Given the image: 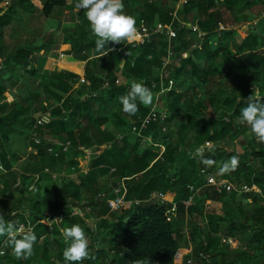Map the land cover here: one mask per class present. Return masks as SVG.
<instances>
[{
    "label": "trees",
    "instance_id": "1",
    "mask_svg": "<svg viewBox=\"0 0 264 264\" xmlns=\"http://www.w3.org/2000/svg\"><path fill=\"white\" fill-rule=\"evenodd\" d=\"M69 1L0 0V210L17 227L31 224L37 236L32 257L11 261V245L0 237V264H70L63 257L69 242L61 229L73 224L85 230L94 257L81 264H175L186 238L192 251L181 264L187 258L192 264H264V143L238 123L252 86L264 102V0H187L183 5L179 0H123L138 31L141 25L170 24L176 36L109 43L104 51L112 50L102 57L84 11L72 13L68 22L59 14L53 17ZM256 5L261 6L253 15L260 17L258 26L242 36L238 16ZM193 12L197 31H186L180 25ZM225 12L237 26L227 24ZM22 13L46 19L50 32L16 40L9 48L5 35L16 33L12 26ZM56 35L64 56L85 62L81 73L44 68L58 49ZM132 81L143 82L153 93L161 91L160 83L164 89L159 97L164 120L148 127L154 138L167 127L160 157L158 149L127 136L131 123L150 107L139 105L134 116L122 112L119 98ZM40 117L48 122L38 126ZM85 149L92 153L87 173L78 161ZM197 149L216 165H203ZM181 153L189 156V170L177 161ZM232 156L238 157V167L221 173V163ZM206 174L235 186L254 185L260 192L218 193L207 185ZM33 183L36 194L27 191ZM189 185L196 195L185 208ZM157 192H170L167 200L176 204L175 212L171 204L151 199ZM100 193L104 196L94 200ZM121 194L140 205L110 212ZM208 203H215L218 212L208 211ZM54 215L65 218L50 229ZM177 221L186 222V235ZM239 238L247 251L231 254L227 240Z\"/></svg>",
    "mask_w": 264,
    "mask_h": 264
},
{
    "label": "clouds",
    "instance_id": "2",
    "mask_svg": "<svg viewBox=\"0 0 264 264\" xmlns=\"http://www.w3.org/2000/svg\"><path fill=\"white\" fill-rule=\"evenodd\" d=\"M76 11H84V15L89 22L91 34L96 37L95 45L97 51L101 52V57L106 56L112 49L105 47L109 43L123 44L132 42L139 35L136 18L126 14L123 0H77ZM253 94L247 98V106L241 109L238 123L246 125L250 129V134L264 143V102L259 96L253 99ZM155 94L143 82L132 81L130 90L126 95L119 98L122 112L128 116H134L139 111V105L145 107L153 104ZM209 150L212 149V142H207ZM196 156L200 157V162L206 167L216 165V161L204 157V150L197 149ZM239 165L238 157L232 156L229 160L221 163L219 171L228 174L236 170ZM2 167V166H0ZM57 221H62L57 219ZM63 239L68 243V247L63 252V257L70 264H81L86 259H92L89 252V240L85 235V230L79 224L61 229ZM7 237V242L11 245L12 255L17 260H27L34 254V245L37 236L31 229H25L23 225L17 227L11 221H6L0 210V237ZM4 253L0 252V255ZM139 264V262H137Z\"/></svg>",
    "mask_w": 264,
    "mask_h": 264
},
{
    "label": "built area",
    "instance_id": "3",
    "mask_svg": "<svg viewBox=\"0 0 264 264\" xmlns=\"http://www.w3.org/2000/svg\"><path fill=\"white\" fill-rule=\"evenodd\" d=\"M187 0H179L178 5L180 4H186ZM175 16V15H174ZM261 16L264 17V13H261ZM256 23H252L251 28L254 29V27ZM250 25H247V28ZM180 27L182 28H187L188 30H192V31H197V28L195 26H189L186 25V23H182L180 25ZM139 35L136 37V40H139L140 42H143L144 40L149 39V37L151 35H160V36H165L168 40L173 39L176 36V31L172 28V26L170 24L168 25H164V24H156L155 26H151V27H147L144 25L140 26V29L138 31ZM172 53L169 51L168 52V57L165 63L168 62L169 56H171ZM164 63V65H165ZM80 83H84V78L80 77L79 79ZM161 85V91L160 92H156L155 94V98L153 101V104L149 107L148 109V113L139 121L136 122H132L130 125V130L128 135H133L136 137H139L142 141V144L144 147L146 148H153V149H158L159 150V157L161 156V154L164 152V144H163V140L164 141H168V137H167V127L166 126H162L160 127L159 130V134H158V138H154L152 135V132H148L149 129L148 127L150 126L151 123H158V122H162L164 120V114L165 111L164 109H160V105H159V97L161 94H163L164 89ZM169 85H171V82H169ZM153 87H156L154 84H152ZM44 122H48V118L47 117H40L37 120V125H42ZM144 132H146V134H144ZM123 137V135L118 134L117 138L121 139ZM66 147H64V150H66V148L68 147V143L65 144ZM55 176H53L54 178ZM206 178V183L207 185L213 186L215 188V190L220 193V192H225V193H249L251 191H254L256 193H259L260 191L254 186H247V185H239V186H235L234 184L224 181V180H218L216 179L213 175L211 174H206L205 175ZM18 184V183H17ZM27 191L32 193V194H36L38 192V188L35 186V184H31L27 186ZM188 191H189V196L186 198V200L183 202V205L185 208H189L192 206L193 201H194V197L196 195V189L193 185H189L188 186ZM104 196V194H98L94 200L98 199V198H102ZM152 200L155 201L156 204L158 205H167L169 203V201L166 198V195L163 192H157L154 193L151 197ZM140 201L138 200H126L124 197V194L118 195L110 204L109 206V210L110 212H115L118 210H125V209H130L132 207L138 206L140 205ZM171 204V208L170 211L175 212L176 211V204L175 203H169ZM28 213L25 212V216H27ZM65 218V215H54L52 222H49V227L50 229L52 228L53 224L56 225H60L62 224L63 220ZM57 219H60L62 221H57ZM23 225L25 229H31L34 230V227L29 224V223H21L18 225L21 226ZM228 242L231 241V239L227 240ZM3 246V243L1 245V247ZM0 247V252L4 253L3 248ZM2 256V255H0ZM186 264H192V260L190 258H187L186 260Z\"/></svg>",
    "mask_w": 264,
    "mask_h": 264
},
{
    "label": "rangeland",
    "instance_id": "4",
    "mask_svg": "<svg viewBox=\"0 0 264 264\" xmlns=\"http://www.w3.org/2000/svg\"><path fill=\"white\" fill-rule=\"evenodd\" d=\"M77 3V0H70L69 1V6L67 9L63 10L62 12H55L53 17L58 16V14L61 17L62 22H68L71 21V17H72V13L76 14L79 13L76 11L75 5ZM38 7H40V4H38ZM261 9V6L256 5L254 8L252 9H244L243 12L241 13L240 16H238V24H242L240 25V27L237 29L238 33L241 34L242 36H244V34L249 31V27L247 28V25H252V23L255 22L256 18L253 17L254 14H256V11H259ZM80 12H83V10H81ZM22 19L21 21H18L17 23L15 22L12 26V28H14L15 32L12 37H10L11 34H9L10 32L7 31V35H5V44L9 47L12 48L16 45V40H19V43H23V41H30L36 37H41L44 34H49L50 30H48V21L46 19H44L43 17L39 16V15H25V14H21ZM224 19L226 20L227 24L229 25H233L232 22V15H230L229 13L225 12L224 13ZM195 12L189 14L186 17V25L192 26L195 25ZM237 25H233V26H237ZM220 28H222V26H220ZM188 30V27L186 28V31ZM22 39V40H20ZM54 40L56 41V44L58 47V50L55 51L54 53L57 55H52L53 58L59 59L58 55L59 53H61L64 48L62 47L63 45H61V36L60 35H56L54 36ZM53 53V54H54ZM41 54V52H40ZM57 56V57H55ZM64 60L66 61H72L70 60V58L68 56H66L64 58ZM63 66L66 63H59L57 60L56 62H54V66ZM63 64V65H61ZM63 67H67L70 70L73 71V69L75 68V65H72L71 63L64 65ZM256 89L257 92L254 94L255 96H258V88L257 86H252V91ZM13 93V92H12ZM206 146H209L208 143H206ZM188 154L186 153H181L178 155L177 157V161L181 164V165H185V168H187L189 170L190 168V164H189V157L187 156ZM25 157L22 158V160ZM78 160L80 161L79 164H85V162H83V158H78ZM82 166V165H81ZM16 169V167H15ZM87 171V170H86ZM72 178V177H71ZM73 179V178H72ZM76 181V179L74 180ZM233 184V183H232ZM207 210L211 211V212H218V206L214 203H208L207 206ZM94 221L90 220V222H88V226L92 227L93 226ZM186 222L184 221H177L176 222V227H180L183 228L185 235L187 234L188 230L186 228ZM252 230V229H250ZM228 242V241H227ZM188 241L186 238V242L185 245H188ZM184 245V244H183ZM228 245L230 247L229 252L231 254H238L242 251H247V249L244 246V242L239 238V239H232L230 242H228ZM35 246V245H34ZM181 255V254H180ZM12 257L10 258V261L12 260ZM4 263L8 262V259L3 261ZM179 264V263H178ZM181 264V263H180Z\"/></svg>",
    "mask_w": 264,
    "mask_h": 264
},
{
    "label": "crops",
    "instance_id": "5",
    "mask_svg": "<svg viewBox=\"0 0 264 264\" xmlns=\"http://www.w3.org/2000/svg\"><path fill=\"white\" fill-rule=\"evenodd\" d=\"M254 18H256V20H255V22L254 23H256L255 25L256 26H258V22H259V20H260V17H259V15L258 16H255ZM255 26V27H256ZM255 27H254V29H255ZM249 30H252V28H251V25L249 26ZM62 45V44H61ZM59 47V46H58ZM58 50V49H57ZM57 50H54L53 51V53L55 52V51H57ZM52 55H57V54H52ZM52 55H48V57H47V59H46V64H45V66H44V68L45 69H47V70H53V69H55V68H59V69H65V70H69V71H71V72H75V73H81L82 71H83V68H84V65H85V62H82V61H66V60H64V58L66 57V56H64V54L61 52V53H59V55H58V57H59V59H56V58H53L52 57ZM55 57H57V56H55ZM56 60L59 62V63H66V64H69V63H71L72 65H75V68L76 69H73V71L72 70H70L69 68H67V67H63L64 65H66V64H61V65H63V66H56V64H55V66H54V62H56ZM84 152H85V154L83 155V156H81L80 158H83V162H85V166H83V164H82V162H81V164H80V169H81V172H83V173H87V171H88V166H89V162H90V160H91V155H92V153H91V149H85L84 150ZM188 156V155H187ZM23 157H25V155H23ZM22 157V158H23ZM189 157V156H188ZM79 161V160H78ZM80 162V161H79ZM82 165V166H81ZM87 170V171H86ZM70 177H72L73 178V180H77V178H76V176H75V174H72ZM170 192H166V198H168V194H169ZM86 212H87V210H85ZM191 251H192V245H191V243L189 242L188 243V245H182L181 246V248L177 251V253H176V255H175V257H174V263L175 264H180V263H182L183 262V260L191 253ZM181 254V255H180Z\"/></svg>",
    "mask_w": 264,
    "mask_h": 264
}]
</instances>
